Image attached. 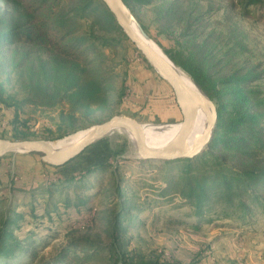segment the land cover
<instances>
[{
  "label": "trees",
  "instance_id": "obj_1",
  "mask_svg": "<svg viewBox=\"0 0 264 264\" xmlns=\"http://www.w3.org/2000/svg\"><path fill=\"white\" fill-rule=\"evenodd\" d=\"M4 1L20 4L21 10L17 8L16 16L7 24L0 17V47L21 44L42 53L49 65L43 80L54 83L50 89L35 91L30 98L10 103L4 101V90L0 88V102L13 107L10 125L15 140L31 136L27 120L18 115L23 103L42 108L66 106L69 114L77 116L106 111L114 90L110 84L113 69L102 57V49L112 50L116 43L114 36L124 34L102 1ZM122 2L131 12L130 2L144 5L151 0ZM240 3L245 15L263 18L264 1L240 0ZM179 6L169 3L163 10L164 14L177 18L175 27L180 30L181 38L174 39V46L163 52L214 103L217 121L206 149L193 158L163 163L167 170L164 187L159 188L158 195L166 200L179 197L197 222L224 219L238 226L248 225L255 213L264 215V91L256 84L261 79V66L247 58L248 49L239 35L231 37L235 32L231 26L211 27L202 14L193 17L191 13L180 12ZM258 11L261 15L256 14ZM160 19V28L168 26L164 16ZM117 154L111 152V156ZM108 168L111 165L103 161L80 170L78 181L65 173L64 179L48 187L19 190L28 196L31 204L38 198L48 204L47 198H62L66 188L72 190L76 199L71 202L65 195L60 212L54 211L66 218L70 209L78 214L91 200L89 195L84 199L78 197L90 188L81 184L85 176ZM113 183L116 187L117 182ZM116 188L120 196L121 191ZM118 205L119 212L112 213L106 243L68 235L66 243L49 257L40 254L32 242L24 245L26 239L15 238L12 227L18 225L11 217L4 216L0 219V264H181L159 256L133 254L126 249L127 231L121 223L124 200ZM37 206L28 210L32 219L44 218L49 212L45 207L44 214L36 213ZM23 215L21 212L18 218ZM42 226L50 228L46 223ZM17 252L24 254L25 262L18 261Z\"/></svg>",
  "mask_w": 264,
  "mask_h": 264
},
{
  "label": "rangeland",
  "instance_id": "obj_2",
  "mask_svg": "<svg viewBox=\"0 0 264 264\" xmlns=\"http://www.w3.org/2000/svg\"><path fill=\"white\" fill-rule=\"evenodd\" d=\"M169 3L180 4V12L191 13L193 17L202 14L211 27L231 26L235 29L231 37L239 35L248 49L247 58L261 66V79L256 84L264 91V15L263 18L245 15L240 0H151L144 5L130 2L134 19L140 27H144H141L143 32L162 51L172 48L174 39H181L180 30L175 27L177 18L163 12ZM17 8L21 10V5L0 0V17L5 24L16 16ZM163 16L169 22L167 21L168 26L165 24L160 28V18ZM114 38L116 43L112 50L102 49V57L113 69L110 84L114 90L108 99L110 107L104 112L98 110L85 116H77L69 114L66 106L42 108L23 103L18 115L27 120L31 133L28 139L58 140L96 126L114 115L129 117L141 125L180 123L181 116H177V121L172 120L173 117L171 120L161 121L153 116L152 104L160 103L162 99L161 93L157 91H153L154 94L145 91L148 107L140 104L139 98L134 99L133 109H127L126 102L123 104L124 98L127 99L126 95L130 96L132 83L145 90L144 83H148L137 79L144 72L151 71L154 75H159L125 35H115ZM48 70L49 65L42 53L21 44L1 46L0 88L4 90V101L20 102L32 97L35 91L41 92L54 87L49 79L43 80L44 73ZM132 110H135L133 114ZM12 116L13 107L0 102V140L17 139L11 132ZM112 151H117L118 154L111 156ZM74 159L67 166L57 168L44 164L36 153L16 152L0 158V219L4 216L11 217L18 225V228L12 227L15 238L26 239L24 245L32 242V246L45 257L63 246L68 235L106 243L112 213L119 212L118 203L124 200L125 214L121 223L127 231L128 243L125 248L133 254L159 256L181 264H264V215L255 213L250 224L242 226L224 219L197 222L189 207L179 197L172 196L166 200L158 195L159 188L164 187L163 177L167 166L163 162L140 160L132 140L126 134L111 132L88 146ZM103 161H107L111 168L86 175L81 181L82 185L90 188L78 197L84 199L85 195H89L91 200L78 214L70 209L66 218L58 216L65 195L71 202L76 199L66 185L62 198H47L48 204L39 198L31 204L28 196L19 190L42 185L48 187L62 180L65 173L75 176L78 181L81 177L78 173L80 170H87ZM114 181L121 191L120 196ZM33 205H38L36 213L44 214L46 207L48 214L44 218L32 219L28 210ZM54 211H58V214ZM21 212L24 215L18 218ZM135 216L138 218L130 222ZM41 220L44 222H40ZM43 223L50 228L42 226ZM40 224L42 225L39 226ZM16 255L19 262L26 261L21 252Z\"/></svg>",
  "mask_w": 264,
  "mask_h": 264
},
{
  "label": "water",
  "instance_id": "obj_3",
  "mask_svg": "<svg viewBox=\"0 0 264 264\" xmlns=\"http://www.w3.org/2000/svg\"><path fill=\"white\" fill-rule=\"evenodd\" d=\"M123 34L134 45L148 64L155 70L171 88L177 107L181 114L180 128L174 139L161 149H150L147 147L142 132L141 124L129 117L114 115L108 120L95 126L93 131L85 138L77 142L59 154L52 152L46 140H0V158L9 153H36L40 155L41 161L49 166H62L81 154L88 146L95 143L105 135L119 128L130 132L135 140L138 158L142 161L166 162L178 159L193 158L207 148L216 125L217 116L214 103L203 93V91L192 81L188 83L177 67L162 51L159 54L151 45L145 42L134 31L130 23L125 19L123 13L130 10L122 0H101ZM133 16V15H132ZM198 107H201L207 117V125L203 133L195 138L192 145L189 144L190 125Z\"/></svg>",
  "mask_w": 264,
  "mask_h": 264
},
{
  "label": "bare ground",
  "instance_id": "obj_4",
  "mask_svg": "<svg viewBox=\"0 0 264 264\" xmlns=\"http://www.w3.org/2000/svg\"><path fill=\"white\" fill-rule=\"evenodd\" d=\"M113 1L116 4V6H118V8L123 10L122 7H120L115 0ZM123 15L125 19L130 23L134 31L138 34V36H140L145 42L151 45L159 54H163L162 49L143 32V30L140 28L139 24L131 14L124 12ZM177 69L186 79V81L189 83L190 78L179 67H177ZM206 125H207L206 113L201 107H198L194 119L190 125L189 139H188L190 145H192L193 141L197 136L203 133ZM141 127L147 147L150 149L158 150L161 148H165L170 143V141L174 139V137L179 131L180 123L160 125V126L146 124V125H141ZM94 128L95 126L84 130H79L73 134H69L58 140L48 141V144L50 145L53 153L59 154L64 150L68 149L69 147L75 145L83 138L87 137L93 131ZM112 132H120L126 134L128 137H130V139L133 142L134 148L136 149L135 140L130 132L119 128L113 129Z\"/></svg>",
  "mask_w": 264,
  "mask_h": 264
},
{
  "label": "crops",
  "instance_id": "obj_5",
  "mask_svg": "<svg viewBox=\"0 0 264 264\" xmlns=\"http://www.w3.org/2000/svg\"><path fill=\"white\" fill-rule=\"evenodd\" d=\"M137 79L139 81H142V80L146 81L148 83V85L144 83V89L145 90H141L137 87V85H134L132 83L130 90H129L130 96L127 97V95H126L127 99L124 98V101H123V104H124V102H126L127 109L135 108L134 107L135 106L134 105V101H135L134 99H138V98H139L138 100H140V104L148 107L149 103L146 100V97L144 95L145 91H146V93H153V94H154L153 91H157L158 93H161L162 99H160L161 100L160 103L156 102L155 105L152 104L151 108H153V110L151 113L153 114V116H155L156 118H158L161 121H167V119H170L172 117H173L172 120L177 121V116L180 117L181 114H180V111L177 107L174 95H173L172 90L169 87V85L161 77H158V76L154 75V73H151V71L144 72L140 76V78L138 77ZM132 81H135V80L132 79ZM136 82H137V80H136ZM145 87H147V88H145ZM130 100H132L131 103L128 102ZM163 102H164V104H163ZM134 112H135V110H132L131 114H133Z\"/></svg>",
  "mask_w": 264,
  "mask_h": 264
}]
</instances>
